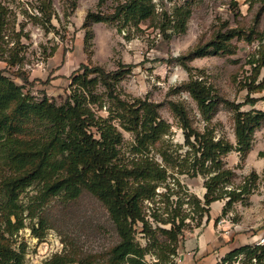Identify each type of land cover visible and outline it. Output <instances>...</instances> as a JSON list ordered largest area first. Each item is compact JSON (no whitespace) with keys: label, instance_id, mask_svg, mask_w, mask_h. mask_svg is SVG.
I'll return each instance as SVG.
<instances>
[{"label":"trees","instance_id":"obj_1","mask_svg":"<svg viewBox=\"0 0 264 264\" xmlns=\"http://www.w3.org/2000/svg\"><path fill=\"white\" fill-rule=\"evenodd\" d=\"M104 2L100 0V4ZM261 2L260 10L264 12V0ZM51 4L48 3L50 7ZM43 5L41 11L49 22L48 5L46 2ZM154 14L152 0H129L111 15L88 13L86 26L89 22L121 19L145 21ZM189 14L183 7L170 16L164 12L172 34L185 32ZM7 16L8 9L0 2V40L4 38ZM261 18L258 14L249 29L218 33L214 40L195 47L178 61L186 66V62L199 57L232 54L231 42L236 38L248 44L257 43L248 59L252 76L245 86L246 104L254 106L264 100V97H251L253 93H264ZM90 38L88 32L86 40ZM9 64L17 65L14 61ZM125 73L122 68L107 72L101 66L82 65L72 76L66 100L57 104L48 97L37 99L25 93L24 86L0 70V264H25L29 245L21 232L28 228L35 238L43 240L48 223L42 213L44 208L53 201L70 206L85 194L105 207L117 243L105 253L87 254L64 238V250L42 264H176L185 231L191 229L186 223L189 213L181 209L182 205H191L200 215L195 229L202 225L205 215L210 218L214 202L227 200L223 210L226 214L235 203L245 202L251 194L248 179L245 184H235L236 174L226 167L224 159L234 150L247 157L252 136L264 123V111L243 112V104L219 96L213 87L191 75L182 89L196 102L206 120L213 118L220 105L235 111L237 144L216 140L209 129L197 131L185 106L170 102V110L184 135V145L170 150L167 140L170 125L161 117L160 105L147 99L124 100L117 93L116 84ZM13 74L24 83L29 82L25 73ZM99 86L114 104L109 118L99 114L104 107ZM114 120H119L120 127L134 137L129 151H125L124 135ZM182 148L186 150L184 154L180 152ZM179 174L205 178L203 200L189 192ZM30 189L33 194L24 203L22 196ZM174 196L177 201L172 199ZM138 224L147 239L146 246L137 241ZM243 254L257 264H264V246L237 248L223 261H232ZM148 255L156 261H149Z\"/></svg>","mask_w":264,"mask_h":264},{"label":"rangeland","instance_id":"obj_2","mask_svg":"<svg viewBox=\"0 0 264 264\" xmlns=\"http://www.w3.org/2000/svg\"><path fill=\"white\" fill-rule=\"evenodd\" d=\"M127 1L105 0L100 4V0H0L8 9L4 38L0 40V70L18 85L24 86L25 93H31L37 99L48 97L62 104L69 94L73 74L82 65L101 66L107 72L122 68L126 73L116 84L117 93L124 100L147 99L160 105V115L170 125V135L167 137L170 150L184 145L183 130L170 110V102L185 106L194 129L199 132L209 129L216 140L224 139L236 146L235 111L220 105L213 118L206 120L196 102L183 91L182 85L193 75L195 79L213 87L219 96L243 104L241 111H264V100H259L254 106L246 104L248 90L245 86L252 76L248 59L258 44H248L236 38L231 42L232 54L199 57L186 62L187 68L178 58L199 45L211 42L220 32L235 28L249 29L258 14L262 15L259 29H263L261 0H152L155 14L149 20L89 22L86 26L88 13L111 15ZM44 2L46 5L52 2L47 10L51 14L49 22L41 11L44 10ZM72 3H75V7H72ZM181 7L190 13L186 30L181 34H172L164 12L170 16ZM88 32L91 34L90 40H86ZM12 61L17 65L9 64ZM16 71L25 73L29 82L24 83L22 78L15 76L13 73ZM98 91L102 96L100 102L104 103L99 114L109 118L114 104L103 94V88L99 86ZM251 97L262 98L264 93H253ZM113 122L124 135L125 151H129L134 140L132 133L124 131L119 120ZM180 152L184 154L185 148ZM155 158L161 162L159 155ZM224 161L226 167L236 174L235 184H245L248 179L251 194L245 202L235 203L226 214L222 211L216 222L220 225L222 220L229 218V230H235L244 221L262 223L254 231V234L261 232L259 237L264 232V123L254 132L247 157L243 158L240 152L234 150ZM177 176L191 194L204 199V177ZM32 194L31 189L25 193L23 202L28 203ZM172 199L177 201L178 198L174 196ZM219 202L226 205L227 200ZM181 209L189 213L186 223L191 229L187 228L186 236L190 230H194L200 215L189 204L182 205ZM42 213L48 219L43 240L35 238L28 228L20 234L29 245L25 264H42L54 254L61 253L64 238L74 242L79 250L87 254L105 253L118 241L105 207L89 194L70 206L53 201ZM207 218V215L203 217L202 225ZM136 229L137 241L146 246L148 242L141 225L138 224ZM256 242L246 246H258ZM147 259L156 261L151 255ZM227 263L257 264L256 260H250L245 254Z\"/></svg>","mask_w":264,"mask_h":264},{"label":"crops","instance_id":"obj_3","mask_svg":"<svg viewBox=\"0 0 264 264\" xmlns=\"http://www.w3.org/2000/svg\"><path fill=\"white\" fill-rule=\"evenodd\" d=\"M224 207L225 202H214L210 218L202 226L186 234L179 246L176 264H224L223 260L232 251L257 241L261 232L254 234V231L262 223L244 221L235 230H229V223L220 226L216 222Z\"/></svg>","mask_w":264,"mask_h":264},{"label":"built area","instance_id":"obj_4","mask_svg":"<svg viewBox=\"0 0 264 264\" xmlns=\"http://www.w3.org/2000/svg\"><path fill=\"white\" fill-rule=\"evenodd\" d=\"M228 217H229V216H228ZM229 221H230L229 218H228V219H224V220H222V221L220 222V225H223L225 222H226V223H229ZM226 223H225V224H226ZM256 243H257L258 246H264V233L258 237ZM224 264H229V263L226 262V263H224Z\"/></svg>","mask_w":264,"mask_h":264}]
</instances>
